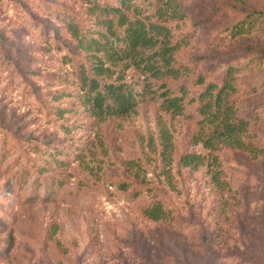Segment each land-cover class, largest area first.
<instances>
[{
  "label": "rangeland",
  "instance_id": "obj_1",
  "mask_svg": "<svg viewBox=\"0 0 264 264\" xmlns=\"http://www.w3.org/2000/svg\"><path fill=\"white\" fill-rule=\"evenodd\" d=\"M123 5L173 26L174 60L189 70L171 82L231 66L219 119L252 121L214 137L194 111L202 98L184 116L144 100L129 116L97 118L77 78L86 54L66 26L97 38L121 0H0V264H264V20L231 29L264 0ZM135 69L119 73L140 90ZM42 165L59 178L51 199L39 196ZM152 199L172 225L142 216Z\"/></svg>",
  "mask_w": 264,
  "mask_h": 264
},
{
  "label": "trees",
  "instance_id": "obj_2",
  "mask_svg": "<svg viewBox=\"0 0 264 264\" xmlns=\"http://www.w3.org/2000/svg\"><path fill=\"white\" fill-rule=\"evenodd\" d=\"M125 1L128 0H121L120 8L113 7L115 10H111L110 17L100 20L97 38L79 37L72 24L68 23L66 26L72 33L71 38L77 41L76 48L82 50L87 57L88 63L79 66L77 78L87 95L90 112L100 119L113 115L129 116L136 112L141 101L149 100L166 112L182 116L197 112L210 123H214V133L217 134L214 137H231L243 131L252 119H219L223 104L229 96L228 92L224 95L222 92L235 89L230 82L231 66L216 79L212 77L218 75L221 66L219 63L198 70L189 79L190 83L171 82L178 80L182 72L189 70L186 64L174 60L181 44L180 40H173V26L150 20L146 16L130 15L122 10ZM104 9L107 8L100 10ZM258 20H264V12L254 10L231 28L232 33H249ZM236 25L238 29H235ZM121 68H136L144 76L140 90L121 80ZM114 76L119 79L104 81ZM197 98L204 101L190 112L188 107L194 105ZM195 157L186 154L182 158L183 165L194 163ZM41 167L44 169V182L41 184L43 187L39 196L41 199H51L54 196L52 192L60 183L59 178L48 174L49 168L43 165ZM165 205L163 201L152 199L140 203V212L150 221L172 225L171 210Z\"/></svg>",
  "mask_w": 264,
  "mask_h": 264
}]
</instances>
